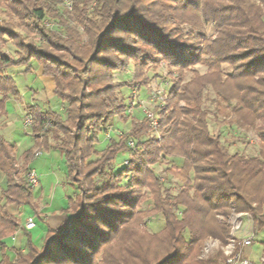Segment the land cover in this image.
I'll return each mask as SVG.
<instances>
[{"label": "trees", "instance_id": "1", "mask_svg": "<svg viewBox=\"0 0 264 264\" xmlns=\"http://www.w3.org/2000/svg\"><path fill=\"white\" fill-rule=\"evenodd\" d=\"M143 1L75 0L72 13L87 38L80 45L75 31L69 33L67 40L43 25L46 18L62 20L63 15L57 11L60 0H0V14L6 20L3 25L0 18V39L11 33L14 26L26 32L33 30L34 36L47 41L42 46L59 50L62 44L74 61L102 68L97 71L83 64L76 71L49 61L52 57L45 60L39 55L41 51L25 50L27 59L15 61L0 49L1 114L4 103L19 95L6 70L24 65L28 69L33 60L41 65L45 76L53 79L55 93L62 103L70 104L64 107L66 123L59 112L28 106L34 143L20 158L15 144L0 133V174L4 177V188L0 189V200L4 201L0 205V264H98L94 256L102 246H108L102 264H226L222 247L232 238L230 219L234 215L247 213L257 230L264 229V132L260 134L257 155L230 153L209 131L207 113L201 108L202 90L210 83L206 77L188 86L171 88L164 109L158 113L159 139L151 137L139 142L137 138L143 135L145 122L133 123L124 137L108 142L97 165L88 170L84 167L85 159L95 153L99 133L113 116L121 118L124 111V106L117 104L114 87L105 85L111 70L123 69L129 60L137 58L138 72L151 56H161L179 69L197 64L199 56L194 54L193 46L172 39L168 25L176 20L194 21L196 25L199 14L215 28L216 36L204 52L215 58L209 64L217 78V84L212 82L213 90L226 102L236 101L232 113L239 127L250 129L261 121L259 129H264V77H259L264 74V0H150L147 6ZM93 2L88 15L84 7ZM15 45L22 48L18 42ZM112 55L119 61L108 59ZM221 64L232 69L225 80L219 76ZM179 100L185 101L186 107H177ZM50 133L57 141L55 146L48 142ZM130 138L135 140L133 149L127 145ZM49 150L62 154L66 179L73 186L77 182L74 176L88 182V208L77 211L76 199L69 198V206L64 210L67 219L60 228L47 230L40 248L25 229V252L10 248L2 239L19 229L20 222L9 214L7 205H26L36 210L26 175L35 153ZM119 152L131 153L129 164L116 173L106 174L105 167ZM168 156L181 159L183 185L175 193L165 189L148 169ZM96 175L105 177L100 185L93 181ZM123 178L129 188H150L152 210L159 212L165 223L159 232L127 233L139 219L138 213L128 211L134 210L138 197L126 195V187L120 190L118 179ZM124 234L128 238L125 242ZM208 240H216L219 246L201 257ZM112 242H117L116 248ZM8 250L14 253L13 257Z\"/></svg>", "mask_w": 264, "mask_h": 264}, {"label": "rangeland", "instance_id": "2", "mask_svg": "<svg viewBox=\"0 0 264 264\" xmlns=\"http://www.w3.org/2000/svg\"><path fill=\"white\" fill-rule=\"evenodd\" d=\"M149 1L150 0H145L142 4L147 6ZM94 4L95 3L93 2L85 7L83 6L86 13L88 12V15ZM83 7L81 6V9ZM72 8L67 9L61 1L57 11L60 15H63L62 20L60 18H46L43 21V25L47 29L58 33L62 39L67 40H69V33L75 31L80 36L78 44L84 45L87 38L84 34L83 27L80 26L76 20V14L72 13ZM191 13L195 12L192 10ZM0 18L3 19L2 23H6L2 14H0ZM173 19L174 18H172L171 21H173ZM199 19V23L196 25L193 24L194 21L181 22L178 20L171 22L168 25L172 39L184 45L193 46L194 54L199 56V62L197 64L184 69H179L161 56L158 58H153V56H151L147 61L148 64L138 72H136L137 69L135 67L140 63V60L137 58L129 60L123 69L111 70L110 78L105 82V85L114 87L117 104H120L121 106L123 105L124 111L121 118L117 115L113 116L104 131L99 133L98 143L94 145L95 153L84 161V167L86 168L87 166V170L97 165L102 156V149L105 148L108 142H111V139L114 137H117V139L124 137L131 131L133 123L145 122L143 135L137 138L139 142L151 137L159 139L160 135L158 129H151L150 120L146 116V112L152 113L158 119V113L164 109L167 96L174 85L178 88L188 86L193 81L197 82L201 77H206L211 83H207L204 86L201 100V108L207 113L206 119L209 131L219 138V140L228 148L230 153H239L245 156L257 155L260 146V134L264 132V129H259L261 121L256 122V125L250 129L239 127L235 123L236 117L232 113V108L236 105V101L233 100L226 102L217 96L215 90H213L212 82L217 84V78L216 75H214V71L210 69L209 64L215 62V58L204 54V52L207 43L216 36L215 28L211 23L203 21L200 14ZM4 23L3 25H5ZM60 23H62L63 26ZM24 30L22 27L17 28L14 26L12 30L10 28L11 33H7L4 38L0 39V49L12 60L17 61L18 59H27L25 50H27V52L41 51L42 54L39 55L45 57V60L48 61V57H52L49 61H57L59 65L67 66V68L71 67L76 71H79L83 64L85 67H95L97 71L102 69L93 63L85 62L80 64L74 61V56L67 54L64 51L67 47L65 48L62 44H60L61 46H59V50H53L46 46H42L47 43L45 39L39 36H34L33 30L27 32ZM17 42L22 45V48L15 45ZM147 51L151 52L152 50L148 48ZM108 59L112 62L119 61L117 60L118 58L116 55L109 56ZM30 66L31 67L28 69L27 66L24 65L10 67L6 70V75L12 77L15 81L19 95L18 97L8 99L4 103V114L0 113V133L7 141L15 144L16 154L19 158L24 151L33 146L31 127H25L24 125L25 119L28 116V106L34 105L40 107L42 110L50 109L51 111L59 112L63 123H66L65 121H67V114L64 112V107L70 106L68 102H64L63 104L58 98L55 93L53 79L43 74L41 65L33 60L30 62ZM219 68V76L223 80H225L227 74L232 72V69L227 64H221ZM63 69H66V67ZM259 77H264V74H259ZM138 84L139 86L135 87V85ZM157 90L162 92L161 98L153 97V93ZM1 97L2 94L0 92V99ZM177 105V107H186V102L179 100ZM145 119H147V122L144 121ZM108 129H111L109 137L106 135ZM117 130L123 134L122 137L116 134ZM48 142L52 146L57 145V141L54 140V135L51 133L48 135ZM130 157L131 153L119 152L116 158L110 161L107 167H105V173H116L120 171L124 166L129 164ZM180 166L181 159L168 156L161 158L156 164L149 165L148 169L159 178L165 189H168L171 193H175L176 190L183 185V180L180 176L181 172L179 170ZM56 167L57 166L55 165L54 169ZM47 168L48 167L46 166L41 171L46 172ZM36 175L39 179V173H36ZM74 177L77 182L74 184L73 198L77 201V211H80L81 208H83V211H86L89 205L88 199L90 197L88 182H85V180L82 179L83 175L80 176L82 180H79L76 176ZM193 177L194 175L191 171L190 178L193 179ZM103 180H105L104 176L96 175L93 177V181L98 185H100L99 183H102ZM118 180V184L121 186L120 190L126 187L128 189L126 195L129 197H138L134 210L130 209L128 211H133L134 214L138 213L137 217L139 219L137 224L134 225V228L127 231V233L135 232L139 235H152L159 232L164 227L165 223L162 215L159 212L152 210L153 195L150 188L147 186H131L129 188L128 184H125L127 181L126 178ZM41 181H44L43 185L46 188H48L50 184L54 185V177L52 175L42 176ZM150 183L151 181H149V184ZM2 188H4V177L0 174V189ZM44 200L46 201V199ZM44 200L42 203H38V205L43 204ZM3 202L4 201L0 200V205H2ZM25 209L27 212L30 211L29 207L20 208L18 211L23 213ZM25 215L26 214H24L20 220L22 221V226H24L23 224L25 223ZM219 219L222 218L219 217ZM230 221L231 225H239V229L235 235L237 241L244 239L248 235L253 236V244L246 247L243 254L246 258L253 261L254 264L261 263L260 257L264 249V229L257 230L253 225L250 215L247 213L234 215ZM33 222H36L38 228L31 232L32 242L35 246L40 248L45 240V235H37L40 231L39 227H43V225L38 218ZM123 237V241L125 242L126 239H128L127 235L124 234ZM7 244L8 247L15 246L16 248H19L20 239L16 240V238L12 236ZM111 244L113 245V248L117 247V242H112ZM204 248L202 254L204 253L205 256L217 249L216 246H210L209 244H206V247L204 246ZM107 252L108 246H102L101 252L94 256V261L98 264H102V258Z\"/></svg>", "mask_w": 264, "mask_h": 264}, {"label": "crops", "instance_id": "3", "mask_svg": "<svg viewBox=\"0 0 264 264\" xmlns=\"http://www.w3.org/2000/svg\"><path fill=\"white\" fill-rule=\"evenodd\" d=\"M41 152V155L35 157V159L30 164V169L34 170L36 173H39V177L41 179L42 176L44 177V175H52L54 177V185L50 184V186L46 188L43 185L44 181L42 182L40 178L38 179V185L32 188L33 199L37 206L36 210L30 209V211L27 212L25 209L24 212L21 213L18 210L23 207L28 208V206H17L16 204L7 205L9 214L20 222V228L14 233L5 236V238L2 239V242L8 245L7 242L12 236L16 238V240L20 239L19 248H16L15 246H13V248L19 249L23 252H25V237L23 235L22 229H25L30 233L35 231L38 228L36 222H33L36 218H38L43 225V227H39L40 231L37 236L46 235L48 229L60 228L62 223L68 217V215L64 212V210L69 206L68 199L74 197V186L66 179L65 176L66 166L62 154L57 150ZM55 165L57 167L54 169ZM46 166L48 167L47 171L42 172L41 170ZM44 199H46V201ZM43 200L44 203L38 205V203H42ZM24 214H26V219L25 223L23 224L24 226H22V221L20 220ZM30 220L34 223V227L31 229H26L25 225ZM7 252L10 257H13L14 253L11 250H8Z\"/></svg>", "mask_w": 264, "mask_h": 264}, {"label": "built area", "instance_id": "4", "mask_svg": "<svg viewBox=\"0 0 264 264\" xmlns=\"http://www.w3.org/2000/svg\"><path fill=\"white\" fill-rule=\"evenodd\" d=\"M63 5L67 8V9H71L73 6V3L75 0H61ZM153 97H162V92L160 90H157L153 93ZM146 116L149 118L150 120V126L151 129L153 130H157V126H158V119L155 117V115H153L150 112H146ZM32 124V119L30 116H27L24 122L25 127H31ZM110 132L111 129L107 131L106 135L109 137L110 136ZM116 134L120 137L123 136V134L120 131H116ZM127 145L129 148L133 149L134 145H135V140L134 139H129L127 141ZM41 151H37L35 153L36 157L41 155ZM26 179L29 183V185L33 188L36 187L38 185V178L36 175V172L34 170H30L27 175H26ZM239 216V215H238ZM237 217V216H236ZM34 227V223L30 220L26 223L25 228L26 229H31ZM239 229V225H231V240L230 242L225 246L222 247L224 254L226 255L227 259H226V264H254L253 261L249 260L248 258H246L243 254L244 249L246 247H249L253 244V239H252V235H248L247 237H245L244 239L237 241L236 240V233ZM206 244H209L210 246H216V248L219 246L218 242L216 240H209L208 242H206ZM205 244V247H206ZM205 249V248H204ZM207 252V251H206ZM204 253L202 254V257H204ZM260 262L264 263V253L261 254L260 257Z\"/></svg>", "mask_w": 264, "mask_h": 264}]
</instances>
